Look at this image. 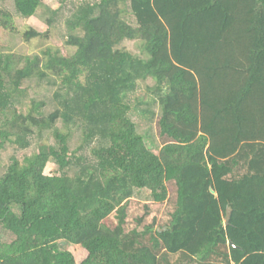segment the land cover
Here are the masks:
<instances>
[{
    "label": "trees",
    "instance_id": "obj_1",
    "mask_svg": "<svg viewBox=\"0 0 264 264\" xmlns=\"http://www.w3.org/2000/svg\"><path fill=\"white\" fill-rule=\"evenodd\" d=\"M14 3L54 28L43 0ZM66 28L63 48L0 52V161L9 143L40 140L0 175V264H78L69 245L81 264H264V0L84 1ZM16 32L0 11V34ZM34 82L53 96L32 99ZM139 113L155 121L157 153ZM72 127L92 160L70 152ZM143 190L169 203L167 218L145 204L131 220Z\"/></svg>",
    "mask_w": 264,
    "mask_h": 264
},
{
    "label": "rangeland",
    "instance_id": "obj_2",
    "mask_svg": "<svg viewBox=\"0 0 264 264\" xmlns=\"http://www.w3.org/2000/svg\"><path fill=\"white\" fill-rule=\"evenodd\" d=\"M63 1L64 0H43L44 4L47 7L59 12L54 24V28L49 29V26L46 23L47 17L43 16V13H40L38 16L32 17L30 19H24L20 17V15L17 13L14 0H0V11L9 12L13 16V22L17 30L16 33L0 34V52H14L26 54L29 56H35L40 54L43 49L48 47L63 48L68 37L66 20L70 18L73 13L76 12L78 6L82 2H93L95 0H67L65 2ZM126 18L131 24L137 26V20L132 13H127ZM28 29H34L35 31L41 34H46L50 30V37L48 40L37 39L33 40L31 43H26L23 34ZM123 45L128 49V51H132L134 54L141 53V45L139 42L126 41L123 43ZM155 83L156 82L153 79H148L147 81H140V90L146 92L149 96H152L153 91H150L148 87L152 88ZM30 86L32 89L30 90L29 94L32 99H49L54 94V90L46 86L39 87L35 82ZM53 109L54 106H48L47 108H45V113L48 115ZM133 116L135 119V113ZM1 117L2 116L0 115V125H2L3 122V119ZM136 119L139 122L138 131L145 136L148 148L153 152L157 153L162 147V141L160 140L158 129L154 119L149 114L140 113L137 114ZM58 126L63 129L61 122L58 123ZM72 128L73 134L68 140L70 152L73 153L75 150L77 151L78 149L76 155L85 156L92 160L93 157L91 155V146L89 147L87 144H84L83 134L81 130L77 129L76 127ZM48 134L49 132H47L44 136L46 138H49L50 143L52 145H56L57 141L54 135ZM39 141L40 140L36 138L32 141V145L28 148H21L16 144L9 143L6 149L2 151L0 161V175H3L7 171L14 157L23 160L26 156H29L32 153L36 152L38 150ZM45 173L47 175H56L58 173L57 165L54 162H50L45 169ZM132 202L133 206L130 215L131 220H134V218L138 215V212H142V207L145 204H151L152 206H154L160 218L168 217L166 214H168L169 212V203H165L160 208V205L154 204V201L151 197V193L149 191H136ZM67 249L74 254L78 264H81L87 258V253L81 248H76L72 247V245H69L67 246Z\"/></svg>",
    "mask_w": 264,
    "mask_h": 264
},
{
    "label": "water",
    "instance_id": "obj_3",
    "mask_svg": "<svg viewBox=\"0 0 264 264\" xmlns=\"http://www.w3.org/2000/svg\"><path fill=\"white\" fill-rule=\"evenodd\" d=\"M212 192L214 194H216V191L214 189H212ZM231 216H232V210L229 209L228 212H227L226 224H229L230 223Z\"/></svg>",
    "mask_w": 264,
    "mask_h": 264
}]
</instances>
